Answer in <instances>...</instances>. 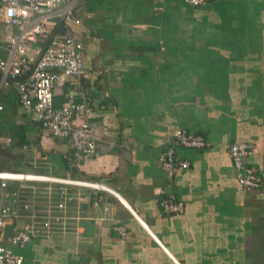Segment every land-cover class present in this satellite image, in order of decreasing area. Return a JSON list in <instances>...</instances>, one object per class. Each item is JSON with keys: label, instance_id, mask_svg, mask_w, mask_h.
<instances>
[{"label": "crops", "instance_id": "1", "mask_svg": "<svg viewBox=\"0 0 264 264\" xmlns=\"http://www.w3.org/2000/svg\"><path fill=\"white\" fill-rule=\"evenodd\" d=\"M69 1L86 69L56 87L55 102H90L99 155L49 134L12 86L0 91V169L99 182L115 193L38 184L42 207L61 201L62 189L78 197L58 211L65 232L15 250L26 264H264V185L242 187L229 153L232 142L252 143L247 162L264 178V0H165L160 13L153 0ZM52 21L58 33L70 30ZM179 128L208 145L178 148L190 166L169 180L159 157ZM169 195L185 202L183 213L163 211Z\"/></svg>", "mask_w": 264, "mask_h": 264}, {"label": "built area", "instance_id": "2", "mask_svg": "<svg viewBox=\"0 0 264 264\" xmlns=\"http://www.w3.org/2000/svg\"><path fill=\"white\" fill-rule=\"evenodd\" d=\"M184 1L200 7L210 0ZM164 2L153 0V10L163 12ZM62 3H65L63 8ZM55 18H61L70 30L53 33L52 20ZM80 23L81 19L73 15L72 1L69 0H0V28L5 31L0 38V52L6 49L8 53L6 57L0 54V91L15 86L18 103L43 129L54 137L68 138L75 150L91 158L99 155V136L91 122L92 105L87 100L55 102L56 87H64L85 74V44L72 28ZM3 109L4 105L0 103V110ZM207 145L203 135L184 128L177 129L172 144L159 157L169 180L190 166L188 160L178 155V148L201 149ZM254 150V145L248 141H235L229 146L236 178L248 190L264 185L263 176L247 162ZM11 182L19 183V187L10 189ZM40 183L114 192L99 182L0 169V188L3 190L0 195V264H26L25 256L15 248H23L32 240L51 236L59 230L66 231L67 218L58 211L65 210L68 202L78 195L62 189L61 201L42 207L43 193L37 186ZM50 187L48 194L52 193ZM185 205L182 199L173 195L161 201L162 209L167 213H183ZM116 229L122 237L126 236L125 227Z\"/></svg>", "mask_w": 264, "mask_h": 264}, {"label": "trees", "instance_id": "3", "mask_svg": "<svg viewBox=\"0 0 264 264\" xmlns=\"http://www.w3.org/2000/svg\"><path fill=\"white\" fill-rule=\"evenodd\" d=\"M57 27H58V25H57ZM52 30H53V33H58V32H59V30L56 29L55 26L52 28ZM59 104H60V103H59Z\"/></svg>", "mask_w": 264, "mask_h": 264}]
</instances>
